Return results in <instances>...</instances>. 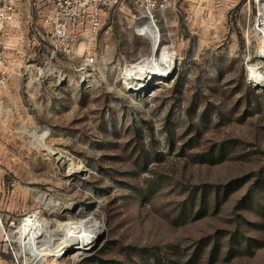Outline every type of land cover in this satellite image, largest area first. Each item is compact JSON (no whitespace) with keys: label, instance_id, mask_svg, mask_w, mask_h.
Returning <instances> with one entry per match:
<instances>
[{"label":"rangeland","instance_id":"374dc122","mask_svg":"<svg viewBox=\"0 0 264 264\" xmlns=\"http://www.w3.org/2000/svg\"><path fill=\"white\" fill-rule=\"evenodd\" d=\"M178 1L157 25L177 69L151 96L124 87L126 68L153 57L132 0L105 13L95 44L53 59L36 36L42 15L19 17L8 45L21 48L22 77L0 100V264H32L23 219H46L56 244L58 223L87 215L105 241L83 259L48 264H264V91L249 76L264 67L261 0ZM39 69L50 71L40 84ZM43 128L49 149L83 173L38 146ZM41 195L65 209L49 212Z\"/></svg>","mask_w":264,"mask_h":264},{"label":"bare ground","instance_id":"6f19581e","mask_svg":"<svg viewBox=\"0 0 264 264\" xmlns=\"http://www.w3.org/2000/svg\"><path fill=\"white\" fill-rule=\"evenodd\" d=\"M259 3L260 13L259 17H256L257 21L255 22L257 23L259 35L256 36L260 37L259 56L262 59L261 65H264V0L259 1ZM140 25L142 34H144L152 43L153 57L145 58L141 62V65L135 70L129 67L126 68L124 74V87L129 93L134 94L142 92L143 96H151L153 94V89L157 85L166 86L171 82L177 69L176 60L178 58L172 53L171 46H160L161 34L157 24L154 25L149 18L143 17ZM85 62L86 63L80 68V72L84 76L86 75V65H88V62ZM37 73L38 77L35 82L40 84L42 82L41 76L46 77L50 71L49 69H39ZM249 76L252 87L259 91H264V67L263 69L251 67L249 69ZM48 135L49 129L43 128L37 136L38 146L41 149L49 150L53 156L56 155L55 157L58 161L68 166L71 174L83 173L86 170V167L83 164L76 163L70 158L61 156L56 150L49 149L46 145ZM40 197H43V199L47 201L45 205L49 212H57L65 209V206L50 197L48 198L47 195H41ZM58 225L60 229L59 231L62 233V238L60 237L59 242L56 241L57 243L55 244L53 242L54 239L52 240L50 237L51 231L46 219L36 216L23 219L21 236L19 238L22 249L21 251L32 255V264H48L49 259L52 257L67 260L75 256L82 257L88 255L95 251L104 229L101 222H98L93 215H87V218L78 223H58ZM42 238L45 239L47 243H51V245H46V248L43 250L40 249L42 248V245L40 248H35L34 244ZM52 243H54L53 246ZM58 245L61 246L57 248ZM49 246L51 249H47Z\"/></svg>","mask_w":264,"mask_h":264},{"label":"built area","instance_id":"2783aa9c","mask_svg":"<svg viewBox=\"0 0 264 264\" xmlns=\"http://www.w3.org/2000/svg\"><path fill=\"white\" fill-rule=\"evenodd\" d=\"M124 0H0V100L14 76L22 77L19 71H13V51L9 43L15 40V23L23 12L30 8L42 15L41 29L36 31L40 39L39 47H51L50 57L59 54L71 55L83 42L89 45L99 40L102 20L105 13L122 4ZM142 15L154 25L167 22L166 13L179 7L178 0H132ZM30 23V20H29ZM28 23V24H29ZM88 66L93 58L86 60Z\"/></svg>","mask_w":264,"mask_h":264},{"label":"crops","instance_id":"0c3cea01","mask_svg":"<svg viewBox=\"0 0 264 264\" xmlns=\"http://www.w3.org/2000/svg\"><path fill=\"white\" fill-rule=\"evenodd\" d=\"M23 13H24V12H23ZM23 13L21 14V18H22V17H23V18L25 17V15H24ZM169 15H170V14H169ZM17 21H18V20H17ZM17 21H16V22H17ZM167 21H170V16H169V19H168ZM22 23H23V22H22ZM25 23L28 24V23H29V20H27ZM18 24H19V23H18ZM18 24H16V35H15V36H17V35L19 34V32L21 31V28H20V26H19ZM12 50H13V52H15V53H12V57H13V62H12V64H13V71H14V72H15V71H16V72H17V71L20 72V69H21V68H20V66L17 65V62L20 61L19 58H20V59H23V57H21V55H22L23 53H22V51H21V48H20V50H19V46H17L16 48H13ZM15 77H16V76L13 77L12 81L15 79ZM11 83H12V82H11ZM11 83H10V84H11Z\"/></svg>","mask_w":264,"mask_h":264},{"label":"water","instance_id":"95a60500","mask_svg":"<svg viewBox=\"0 0 264 264\" xmlns=\"http://www.w3.org/2000/svg\"><path fill=\"white\" fill-rule=\"evenodd\" d=\"M158 45V44H157ZM158 48V47H157ZM157 50V49H156ZM155 50V51H156ZM252 85V84H251ZM56 156V155H55ZM83 214H87L86 212H85V210L84 209H81L80 210ZM105 239H106V232H105V228L103 229V231H102V234H101V237H100V239H99V242H98V244H97V247H96V249L95 250H97L100 246H101V244L105 241ZM88 255H90V254H88ZM88 255H85V256H82V257H80V259H83V258H85L86 256H88ZM79 260V259H78Z\"/></svg>","mask_w":264,"mask_h":264}]
</instances>
